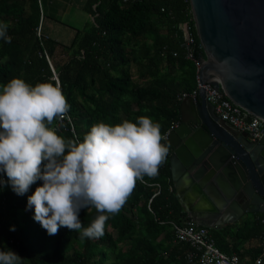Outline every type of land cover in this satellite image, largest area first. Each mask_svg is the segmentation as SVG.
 I'll use <instances>...</instances> for the list:
<instances>
[{
    "label": "trees",
    "instance_id": "obj_1",
    "mask_svg": "<svg viewBox=\"0 0 264 264\" xmlns=\"http://www.w3.org/2000/svg\"><path fill=\"white\" fill-rule=\"evenodd\" d=\"M87 1L84 9L94 21L74 28L70 43L63 44L44 31L43 0H0V23L9 24L11 37V43L0 39V87L13 78L31 86L55 84L58 78L72 124L59 125L56 118L50 127L66 140L83 142L95 124L135 123L141 116L159 122L162 135L172 131L181 122V97L199 91L195 60L206 58L190 0ZM185 24L190 47L178 37ZM162 143L169 146L168 140ZM171 156L169 146L158 175L146 176L145 183L137 181L98 239H81L77 230L63 226L50 236L33 219L34 207L26 211L28 197L42 180L23 196L16 195L10 184L3 186L0 251H14L20 264H191L186 256L191 245L176 242L170 224L190 221L174 188ZM0 178L8 179L6 173ZM156 184L161 190L154 197L159 191ZM99 214L90 206L80 211L79 219L87 227ZM263 218V213L253 215L236 229L211 228V237L223 253L237 254L243 264L264 261Z\"/></svg>",
    "mask_w": 264,
    "mask_h": 264
},
{
    "label": "clouds",
    "instance_id": "obj_2",
    "mask_svg": "<svg viewBox=\"0 0 264 264\" xmlns=\"http://www.w3.org/2000/svg\"><path fill=\"white\" fill-rule=\"evenodd\" d=\"M8 23H0V39L11 43ZM70 105L56 79L31 86L13 78L0 87V189L11 185L18 196L28 197L26 211L47 233L56 235L61 226L77 230L81 239L105 235L110 215L118 214L137 181L158 175L169 146L162 141L161 124L141 116L111 125L91 127L83 142L66 140L50 127L54 119L64 120ZM94 207L99 215L84 227L79 213ZM11 231L15 230L13 226ZM14 251H0V264H20Z\"/></svg>",
    "mask_w": 264,
    "mask_h": 264
},
{
    "label": "water",
    "instance_id": "obj_3",
    "mask_svg": "<svg viewBox=\"0 0 264 264\" xmlns=\"http://www.w3.org/2000/svg\"><path fill=\"white\" fill-rule=\"evenodd\" d=\"M205 57L198 96L181 103V122L168 138L173 180L184 178L197 203L190 221L222 229L264 214V136L221 120L206 99V85L223 89L245 112L264 119V0H190ZM186 46L189 27L178 31Z\"/></svg>",
    "mask_w": 264,
    "mask_h": 264
},
{
    "label": "built area",
    "instance_id": "obj_4",
    "mask_svg": "<svg viewBox=\"0 0 264 264\" xmlns=\"http://www.w3.org/2000/svg\"><path fill=\"white\" fill-rule=\"evenodd\" d=\"M123 1L128 2L129 0ZM41 32L42 23L38 29L39 36H41ZM185 44L188 47L191 46L192 40L190 39V36L186 39ZM189 58L193 59L192 55H189ZM195 63L199 72V60H195ZM199 81L198 77V88L200 89L201 86ZM205 90L207 101L214 106L215 113L221 120L228 122L242 132H247L252 140H259L264 136V119L258 118L242 110L237 104L229 99L222 88L217 90L212 85H206ZM189 96L196 97L198 96V93L184 95L181 97V100L183 101ZM67 122L72 124V120L68 113L64 120H59V125ZM170 133L171 131L165 134L167 137L166 140H168ZM143 183L145 182L143 181ZM156 186L159 191L154 197L159 195L161 190L159 184H156ZM151 201L152 199L150 202ZM261 223L264 225V218L261 219ZM160 224L165 223L160 222ZM170 224L174 230L176 242H183L191 245L192 250L186 255L191 264H243L237 254L228 255L223 253L216 246L215 241L211 237V228L194 223L193 221H189L184 225H178L174 222H170ZM253 264H264L263 258L257 259Z\"/></svg>",
    "mask_w": 264,
    "mask_h": 264
},
{
    "label": "crops",
    "instance_id": "obj_5",
    "mask_svg": "<svg viewBox=\"0 0 264 264\" xmlns=\"http://www.w3.org/2000/svg\"><path fill=\"white\" fill-rule=\"evenodd\" d=\"M87 2V0H43L46 13V19L44 22L45 33L63 44H68L61 41V27H72V23L69 21L71 19L69 18L71 7L74 6L76 9L85 11L84 7ZM59 13H64L65 15H62V17H60ZM86 20L87 22L80 23L82 24V28H84L89 22H93L94 18L88 14L87 18L84 21ZM174 188L183 206V209L187 212V214L190 213L192 208L194 207V204L199 202L197 201V193H195V197H193V193L191 192V186L184 178H182L178 182L174 181ZM250 218H253V216H251ZM248 219L249 217L247 216L242 217L237 222L233 224H228L224 228L230 227L232 229H236L237 227L243 225V222Z\"/></svg>",
    "mask_w": 264,
    "mask_h": 264
},
{
    "label": "rangeland",
    "instance_id": "obj_6",
    "mask_svg": "<svg viewBox=\"0 0 264 264\" xmlns=\"http://www.w3.org/2000/svg\"><path fill=\"white\" fill-rule=\"evenodd\" d=\"M65 13V12H64ZM64 13H59V16L62 17V15H65ZM69 18H71L69 21L72 23V27L68 26V27H61V31H62V35H61V41L65 42V43H70V41L72 40V38L74 37L75 34V30L74 27L77 28H82V24L80 23H85L87 22L84 21L87 18V13L83 10H79L76 9L74 6L71 7V11L69 14ZM67 18V19H69ZM185 25L182 26V28H184Z\"/></svg>",
    "mask_w": 264,
    "mask_h": 264
}]
</instances>
